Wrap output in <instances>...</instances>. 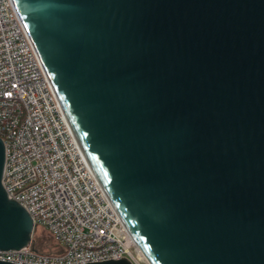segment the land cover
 <instances>
[{"label": "water", "instance_id": "1", "mask_svg": "<svg viewBox=\"0 0 264 264\" xmlns=\"http://www.w3.org/2000/svg\"><path fill=\"white\" fill-rule=\"evenodd\" d=\"M12 1L148 260L264 264V0ZM4 166L0 138V250L20 249Z\"/></svg>", "mask_w": 264, "mask_h": 264}, {"label": "built area", "instance_id": "2", "mask_svg": "<svg viewBox=\"0 0 264 264\" xmlns=\"http://www.w3.org/2000/svg\"><path fill=\"white\" fill-rule=\"evenodd\" d=\"M0 138L2 184L45 229L55 250L32 240L0 250L18 264H82L127 258L152 264L142 252L92 167L12 0H0Z\"/></svg>", "mask_w": 264, "mask_h": 264}, {"label": "rangeland", "instance_id": "3", "mask_svg": "<svg viewBox=\"0 0 264 264\" xmlns=\"http://www.w3.org/2000/svg\"><path fill=\"white\" fill-rule=\"evenodd\" d=\"M33 240L37 249L43 252L55 250V242L50 234L43 228H37L33 234Z\"/></svg>", "mask_w": 264, "mask_h": 264}, {"label": "trees", "instance_id": "4", "mask_svg": "<svg viewBox=\"0 0 264 264\" xmlns=\"http://www.w3.org/2000/svg\"><path fill=\"white\" fill-rule=\"evenodd\" d=\"M37 249V248H36ZM38 251H40L39 249H37ZM41 252H43V251H41Z\"/></svg>", "mask_w": 264, "mask_h": 264}]
</instances>
